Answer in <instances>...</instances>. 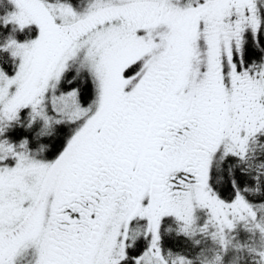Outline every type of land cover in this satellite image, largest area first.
I'll use <instances>...</instances> for the list:
<instances>
[{
    "label": "snow or ice",
    "instance_id": "snow-or-ice-1",
    "mask_svg": "<svg viewBox=\"0 0 264 264\" xmlns=\"http://www.w3.org/2000/svg\"><path fill=\"white\" fill-rule=\"evenodd\" d=\"M0 264H264V0H0Z\"/></svg>",
    "mask_w": 264,
    "mask_h": 264
}]
</instances>
